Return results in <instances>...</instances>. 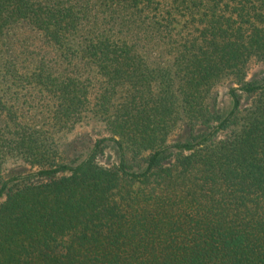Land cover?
Wrapping results in <instances>:
<instances>
[{
  "label": "trees",
  "instance_id": "obj_1",
  "mask_svg": "<svg viewBox=\"0 0 264 264\" xmlns=\"http://www.w3.org/2000/svg\"><path fill=\"white\" fill-rule=\"evenodd\" d=\"M223 1L0 0L1 76L35 91L24 104L54 106L52 133L0 97V264H264V78L247 79L264 26L236 30L232 18L245 17H227ZM18 25L47 50L18 52ZM145 45L155 61L177 59L174 70L146 72ZM227 75L238 86L224 113L213 88ZM148 97L152 114L137 104ZM84 114L105 122L119 165L97 150L60 161L55 129ZM177 128L184 137L169 143ZM14 155L46 178L5 181Z\"/></svg>",
  "mask_w": 264,
  "mask_h": 264
},
{
  "label": "rangeland",
  "instance_id": "obj_2",
  "mask_svg": "<svg viewBox=\"0 0 264 264\" xmlns=\"http://www.w3.org/2000/svg\"><path fill=\"white\" fill-rule=\"evenodd\" d=\"M207 1V0H206ZM211 1V0H210ZM212 1H218V0H212ZM224 11L226 12L227 17L235 14L238 15L241 13L244 15V19L239 22L238 19L232 18L230 22L235 24V29L239 28H245V32L247 31L251 33L252 29L249 30L247 28L251 25H258V26H264V0H224ZM226 17V18H227ZM244 25V26H242ZM258 28V27H257ZM257 32L260 33L258 30ZM18 37L17 43H16V49L18 52L23 51L27 47H29L32 50H39L41 48H44L47 50L46 47L42 46L41 43L43 42V37L36 31H32L31 29L23 26L18 25L13 30V36ZM144 42V41H141ZM34 44V45H32ZM158 49L154 45H145L142 47L140 59L143 63L142 68L147 72L151 71L156 73L157 75L159 73H165V71H172L175 68V62L177 59H172L168 56L162 59V62L155 61L152 57V55H155L158 53ZM20 60L22 61V57H20ZM232 75H227L225 79L222 80L214 89V91H217L219 93L218 103L217 107L222 110V112H228L230 108L232 107V98L230 94V88L231 86H238V83L234 82L232 80ZM264 78V57L253 55L250 57V60L248 61V73H247V79H262ZM157 79L154 78V81ZM233 81V82H232ZM230 82V83H229ZM158 84V82H155ZM131 85L126 83L125 87L127 90L124 89L123 91V98L121 102H129L127 99V93L130 90L129 86ZM99 88L98 86H95L94 89L91 90L90 97L92 98V103L95 101V96L98 92ZM35 93L34 90L30 89L28 92L20 87H16L13 84V81L3 79V77L0 74V97H4L6 100H9V104H14L18 109L21 117L24 119V125L34 129L39 130L41 129L42 125L44 123L49 124L48 128L51 129L52 132V120L51 116L52 111L54 109V106L52 103H49V101L46 102L45 98H42L43 103H45V109L43 111H37L34 108V103L31 104H24V101H29L30 99L36 100L32 96V94ZM41 96V95H40ZM39 96V97H40ZM144 96H147L144 94ZM149 98V97H148ZM252 99H245V103H251ZM7 102V101H6ZM137 104L145 108L146 111L149 114H152L153 109L155 107V101L153 99L147 100L144 98V101H140L137 99ZM126 105V104H124ZM143 107V108H144ZM93 109V108H90ZM34 112H37L38 115L36 118H39L38 124L35 125L34 122ZM93 112H91L92 114ZM33 114V115H32ZM150 122L152 120L148 118ZM73 122V121H72ZM144 122V121H143ZM74 126H71L69 128L66 127H58L55 129V138H56V144L58 145V148L61 153L60 161L62 163H69L75 165L76 162H81L82 160L89 158L92 153L96 151V161H98L100 164H102L105 167H115L116 165L120 164V149L118 145L112 140L111 132L107 129L105 122L102 120H98L96 117H89L87 114H84L83 117L74 119ZM46 124V125H47ZM44 125L45 127H47ZM157 128V127H156ZM153 128L150 129L152 132ZM4 131L12 136L13 129L9 126H5ZM230 129H223L220 130L217 134L218 138H225L227 134H229ZM50 132V131H48ZM53 133V132H52ZM105 137L107 140L99 146V148L96 149V145L100 140H102ZM184 137V130L181 128L175 129L172 134L170 135L169 143H174L175 140L179 138ZM116 138H119L117 136ZM145 155L147 152H144ZM132 156V154H131ZM39 168L37 166H32L30 162L24 161V159L20 158L17 155H14L13 157H10L5 162H2V175L3 179L5 181L10 180L12 178H15L18 180L27 179L29 180V177L32 178V181H38V180H44L46 177H39L37 174L32 175L33 173H37ZM62 173H59V175ZM32 175V176H31ZM2 184L0 183V188ZM6 199V196L2 197L0 201H3ZM116 200H120V194H116L115 196Z\"/></svg>",
  "mask_w": 264,
  "mask_h": 264
}]
</instances>
